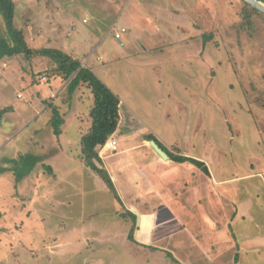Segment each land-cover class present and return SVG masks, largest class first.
<instances>
[{"label": "rangeland", "instance_id": "374dc122", "mask_svg": "<svg viewBox=\"0 0 264 264\" xmlns=\"http://www.w3.org/2000/svg\"><path fill=\"white\" fill-rule=\"evenodd\" d=\"M14 1L19 28L29 31L30 26L25 25L30 17L45 21V27L48 21L56 24L63 19L57 27L69 38L68 42L75 39L89 46L78 58L105 60V67L100 60L101 65H92L110 89L137 90L138 95L128 99L140 107L131 128L135 129L131 135L137 136L133 143H140L142 135L150 131L166 149L178 145L186 153L206 158L212 173L206 184L212 201L210 211L217 218L210 216L207 228L200 223H193L190 228L186 216L162 224L155 235L150 233L152 243L163 250L152 254L128 240L132 222L117 215L129 211L130 206H137L140 211L154 207L161 212L163 208L158 206L167 204L170 192L160 187L159 180L157 195L142 199L140 205L136 203L135 189L127 191L126 186L118 185L120 204L95 169L83 164L78 172L62 175V180L69 179L63 184L54 173L49 174L40 166L19 183L15 172L10 171L0 175V264H177L163 252L171 253L181 264H238L239 257L218 246L220 241L211 230L217 226L216 220L223 221L224 211L217 208L221 205L217 201H245L244 208L250 212L248 221L236 219L231 223L228 219L234 229L238 221L239 228H254L264 222V22L255 18L253 30L240 31L241 0ZM45 2L48 6L53 4L49 11L45 10ZM136 4L142 10H135ZM180 4L186 6L183 15L189 21L183 26L186 35H212L204 49L202 41L197 44L204 51L202 59L197 57L196 43L180 45L177 40L151 51H144L148 44L142 42L143 52L135 54V39H144L145 24L138 21L140 16L144 12L152 14L151 19L145 18L150 19L147 27L153 31L162 28L161 34L170 40L169 36L177 37L176 22L154 17L169 13ZM104 9L107 15L103 14ZM85 18L88 24L84 25ZM115 23L117 29L127 27L128 34L122 42L129 41L133 47H125L109 33ZM107 24L109 28L105 30ZM73 27L76 32L71 31ZM4 30L0 15V31ZM28 42L33 47L31 37ZM37 46L57 47L55 42ZM51 66L45 59L26 60L22 56L0 62V166L9 167V159L27 153L47 156L52 154L49 150H57L46 124L52 117L47 102L61 105L62 112L69 116V124L76 97L70 98L64 82L60 85L63 92L56 93L58 87L52 93L46 76L53 74ZM87 93L82 92V106H78L82 110L79 124L83 133L92 123L89 104L93 99ZM4 109L8 110L1 114ZM38 114L47 116L45 121L37 123ZM67 124L66 132L77 134L79 127L72 129V124ZM133 157L139 158L140 151ZM198 171L204 174L201 169ZM128 172L136 175L135 168ZM179 176L181 182L191 180L197 184L186 171L181 170ZM223 179L236 180L214 188V182ZM158 195L163 196L162 203ZM190 202L193 204L194 199ZM135 236L139 241L137 231ZM214 243L216 248L212 247Z\"/></svg>", "mask_w": 264, "mask_h": 264}, {"label": "crops", "instance_id": "0c3cea01", "mask_svg": "<svg viewBox=\"0 0 264 264\" xmlns=\"http://www.w3.org/2000/svg\"><path fill=\"white\" fill-rule=\"evenodd\" d=\"M44 5L46 8L45 10L49 11L51 5L53 4L51 3L48 6V3L45 2ZM56 5L58 6L59 3H56ZM185 7H186L185 5H181V4L176 5L174 9L169 11V13L161 12V14H158V15L155 14V17H154V18H158L161 16V17H166L167 19L175 21L176 22L175 32H177L176 34L177 37L172 38L169 36L170 40H168L167 36L165 37L164 34H161L162 28L158 27V29L153 31L152 29L147 27V24L148 25L150 24L149 20L151 19L150 15L152 14H149V13L147 14L144 12L143 16H140V19H138V21L140 20L139 22L141 23L144 22L145 24L144 34H143L144 39L142 37L135 39L137 40V44H135L137 50L131 45L129 41L127 42V44H124L122 42V40L124 39V36L128 34V29H126L127 27H121V29L125 28L126 32L122 35L121 40H117V41H119V43L124 44L125 47H129V48L133 47L132 49L135 50V54H139L140 52H143L142 46H141L142 42H144L145 44H148V50H144V51H151V50L158 49L159 47L167 43L173 44L175 40L179 41L180 45L181 44L194 45V43H196L197 45L199 43V40L194 39L191 34L186 35L185 34L186 28H183L184 23L189 22L188 19L186 18L187 16H184L186 15L185 12L183 11ZM140 8L142 10V7L141 6L139 7V4H136L134 6L135 10L136 9L139 10ZM29 12H32V10ZM106 12L107 10L104 9L103 14L107 15L108 13ZM146 16H149L150 19L147 18L149 20H145ZM63 21L64 20L61 19L57 21L56 24L51 21H48L47 26L45 27L44 26L45 21L39 22L38 20L34 18L32 19L30 17L29 21L27 22V25H25V26H30V29L29 31H26L24 29L26 36H27V40L29 41L31 37L33 41L32 43L33 47L36 49H42L41 46H37L39 44L45 45L46 42L48 43L55 42L57 47L54 49L62 50L70 54L74 58L81 60L80 58H78V55H81V56L84 55L83 50H85L89 46H86L85 42L84 43L79 42L78 40H75V39H74L75 41L73 40L71 42H68L69 38H66V36L62 32L63 30H60V28L57 27V25H59ZM82 22L84 25L88 24V20L86 18L83 19ZM108 28L109 26L107 24L105 30H108ZM119 29L120 28L117 29V23H115L109 28L110 30L109 33L111 32L112 34H115L116 32H119L121 30ZM71 31L76 32L77 30L75 27H73ZM90 36L91 34L88 35L87 37H90ZM197 46H199V49L198 47L196 48L197 57L199 59H202L201 57L204 56V51L202 49L200 50V45H197ZM40 58L45 59L47 63L52 65L51 68L54 67L53 62L48 58L35 57L34 59H40ZM47 59L50 62L47 61ZM102 59L103 58L101 57L97 61H92L90 59L88 60V58H85V59H82L81 61L84 65H87L88 67H90L94 72V69H93L94 66L92 64L101 65L100 63H98L99 60L101 61L102 66L105 67L106 62L105 60H102ZM90 61L92 63L89 65ZM45 70H47V68H45ZM48 80H49L48 86L50 87V90H52V93L58 87H59V90L56 91V93H60L61 91L62 92L64 91V90H61L62 89L60 86L62 83L61 80L59 79L56 80V79H51V78H48ZM44 83H48V81ZM67 84L68 82H65V85H66L65 90H67ZM83 88H86V90H83ZM84 91L86 92L88 91L87 93L88 97L90 100H92V94L90 90L86 86L79 87L76 93L73 94V96L76 97L75 98L76 100L74 99L75 100L74 102L76 104L73 105L75 110H73L72 113H70V118H69L70 123L72 124V129H74L76 126L79 127L77 134L74 135L73 133L66 132L67 130L65 126L68 122L67 118L69 116L68 114L65 113V111L64 113L62 112V109L60 108L61 105H59V108L61 109V112L64 115V119L66 121L64 128H63V134L60 137H56L53 135L52 129L50 126V119L46 120L47 121L46 124H48V127L51 129V133L54 137V143H57V150H55L54 152L53 150H49V152L52 154L51 155L47 154V156L41 153L39 155L36 154L41 159V161L38 164V166H40L39 168L40 169L43 168V165L50 166L53 170V173L57 176L58 181L59 182L61 181L60 184H63L64 181L68 182L69 180L67 178L62 180L61 178L62 175H65V177H68L69 173L73 174L75 172H78L77 170H79L78 168L82 167V164L83 166L86 165L87 167H89L84 160V155H83V150H82V138L85 134H87L88 131L86 133H83L81 131L83 130V128L80 126L79 122L82 118V110H78L79 108L78 106L80 104L82 106L83 100L81 99V94ZM112 91L120 98V101H121L119 127H118V130L114 133V135H112V137L118 143V151L110 152L104 147H101L99 150L100 161H97L96 165L99 168H104L108 172L114 184V187L116 189V194L114 193L115 195L119 193L118 185L126 186L127 191H130V190L133 191L135 189V191H137L138 193V195L136 196L138 200L136 202L137 205L142 204L141 200L146 197L151 196L153 193L157 195V192H156L157 191V183H156L157 180L160 181L161 188H163L168 193L170 192L168 195L170 200H167V204L163 206H158L160 208H163L161 212L160 210L154 207L150 209L149 211H140L137 206L129 207V211L137 216V227L139 224V227H138L139 230L136 227V231L139 234L140 240L138 241L135 236L137 245L142 246V248L146 250L147 252H152V254H155L154 253L155 250L162 251L163 249H160L159 246L152 243L153 237L151 236V234L154 233L153 235H155L156 229L162 224H165L167 222L171 223L170 221L176 220L175 218L177 217L180 218L182 216L183 217L186 216L188 218L187 222L189 223L190 228L192 227L193 223H200L203 226V228H207L208 227L207 224H209V221L211 219L210 216L213 219L217 218L210 211V209L212 208V201L210 202L209 192H208L209 189H208V185H206L208 182V178H210L212 173L207 164L206 158L199 157L197 155H191V153H186L182 151L178 145H172L169 147L168 150L172 151L170 149L171 147L172 149L177 148L178 152L175 150H173L172 152H174L177 155L194 158L196 160L204 162L209 169V173L204 172L203 174L202 172H199L198 169L200 168L196 167L195 165L191 163L174 162L170 159V157L167 160L162 158V156H160V154H158V152H156V150L152 146L151 142H153V140L151 141L147 139L148 136H153L159 141L158 137L155 134L151 133L150 131L142 135L141 140L139 139L141 141L140 143L138 142L133 143V141L135 140V137L137 136L131 135V132L135 131V129H131V128H132V124L136 123L135 119H137V117L139 116L140 107H135V105L131 104L128 99L138 95L137 90H112ZM49 92L50 91L47 90V93ZM73 96H71V98H73ZM62 104H63L62 108H64L66 105L64 103ZM89 105L91 109L92 101H91V104ZM29 109L31 108L29 107ZM42 117L43 115L38 114L36 118V122L39 123L41 121H45L47 116L43 118ZM70 123L67 124V126L70 125ZM44 150H46V148ZM137 150L140 151V157L137 159H134L133 154ZM62 166L64 167V169H66V171H64ZM65 166L69 167L68 170L67 168H65ZM131 168L132 169L135 168L136 170L135 176H133L129 172L127 173V170L129 171ZM181 170L186 171V173H190L191 178L193 180H197V184L193 185L191 180L181 182L180 176H179V172ZM34 172L35 171H33L32 174ZM87 172L90 175L92 174V172L89 169ZM95 172L98 173L96 170ZM204 178H205V183L203 182ZM235 180L236 179H223L220 181H215L214 188L224 187L226 185L228 186L229 184L235 183ZM107 187L109 186L107 185ZM188 192H191V194L187 195ZM214 192L218 193L217 191H214ZM158 197H159L158 201L162 203L163 196L158 195ZM118 198L119 197L117 195V200ZM187 199H190V201L194 199L193 204ZM217 202H221V205H217V208L224 211L223 216H221V219L223 221L216 220L217 226L215 227L213 226L211 230V233H214V234L216 233L220 241L218 246L222 247L224 251L229 250L228 251L229 254H232V253L233 255L236 254L239 257L238 264H264V222L263 221L258 222L254 228L253 227L252 228H244V227L239 228L237 227V224L240 221H243V222L248 221V217L250 214V212L244 208L245 201L234 200L233 202L231 201L229 203H225L223 201H217ZM194 208L199 209L200 211H193L195 210ZM219 214L221 215V212H219ZM117 216L122 218L121 215H117ZM228 219L230 220L231 223H233L236 219L240 220L236 222V224L234 225L235 229L232 227L231 223H227ZM115 222H119V220H116ZM251 226H254V225H251ZM176 231H177V227H175L174 233H176ZM171 236H173V234ZM212 247L216 248L217 244L214 243ZM204 251L205 250H203L202 252ZM163 253H165V255L169 254L166 252H163ZM175 253L178 254L177 251ZM61 264H63V262Z\"/></svg>", "mask_w": 264, "mask_h": 264}, {"label": "trees", "instance_id": "16d2710c", "mask_svg": "<svg viewBox=\"0 0 264 264\" xmlns=\"http://www.w3.org/2000/svg\"><path fill=\"white\" fill-rule=\"evenodd\" d=\"M242 1V0H241ZM264 2V0H262ZM243 7L239 11L241 25L240 31L249 32L253 30L255 18H259L264 22V14L253 8L248 3L243 2ZM16 3L14 0H0V15L4 25V31H0V62L4 59H10L22 56L26 60H32L35 57H45L50 59L54 64L53 74L46 75L51 79L68 82L67 92L71 98L81 86H86L92 94V106L90 109V118L92 120L91 127L82 138V150L84 160L89 167L94 168L98 174L104 179L109 188L116 194L114 184L104 168H99L96 165L100 161L99 150L104 147L107 141L118 130L120 121V98L93 72V70L84 65L81 60L74 58L70 54L54 48L36 49L32 47L28 40L24 29L16 25L15 19ZM194 38V37H193ZM194 39L203 42V47L207 46L212 40V35L206 32L205 34H197ZM47 73L49 70L46 71ZM42 80V79H41ZM48 108L51 110L52 117L50 126L52 133L56 137L63 134L65 125L64 115L59 106L53 102H47ZM8 109H4L1 114ZM148 140L155 141L162 148L170 159L178 163H191L200 168L203 172L209 173V169L204 162L177 155L174 152L166 149L155 137L148 136ZM178 152L177 148H174ZM41 161L36 154L27 153L20 155L18 158L9 159L7 163L11 166H0V175L13 171L17 176V182L21 181L26 176L32 174ZM45 172L53 175V170L50 166H44ZM121 203V200L118 198ZM121 217L124 220L132 222V228L128 239L130 242L137 244L135 239V231L137 227V216L130 211H123ZM168 257L173 258V262H178L174 256L169 253Z\"/></svg>", "mask_w": 264, "mask_h": 264}, {"label": "water", "instance_id": "95a60500", "mask_svg": "<svg viewBox=\"0 0 264 264\" xmlns=\"http://www.w3.org/2000/svg\"><path fill=\"white\" fill-rule=\"evenodd\" d=\"M245 3H248L249 5H251L253 8L257 9L258 11H260L261 13L264 14V3H262L259 0H242ZM152 146L154 147V149L156 150V152H158V154H160V156H162V158L164 159H168L169 156L167 155V153L160 148V146L156 143V142H151Z\"/></svg>", "mask_w": 264, "mask_h": 264}, {"label": "built area", "instance_id": "2783aa9c", "mask_svg": "<svg viewBox=\"0 0 264 264\" xmlns=\"http://www.w3.org/2000/svg\"><path fill=\"white\" fill-rule=\"evenodd\" d=\"M259 1H261L262 3H264L262 0H259ZM125 32H126V29L125 28H122L119 32H116L114 34L115 39L116 40H121V37H122V35ZM104 148L107 149L110 152H116V151H118V143H117V141L113 137H111L107 141V143L105 144Z\"/></svg>", "mask_w": 264, "mask_h": 264}]
</instances>
